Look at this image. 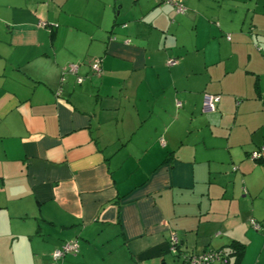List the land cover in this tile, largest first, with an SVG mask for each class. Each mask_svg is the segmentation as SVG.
<instances>
[{
    "label": "crops",
    "instance_id": "1",
    "mask_svg": "<svg viewBox=\"0 0 264 264\" xmlns=\"http://www.w3.org/2000/svg\"><path fill=\"white\" fill-rule=\"evenodd\" d=\"M183 4L0 0V264H264V0Z\"/></svg>",
    "mask_w": 264,
    "mask_h": 264
},
{
    "label": "built area",
    "instance_id": "2",
    "mask_svg": "<svg viewBox=\"0 0 264 264\" xmlns=\"http://www.w3.org/2000/svg\"><path fill=\"white\" fill-rule=\"evenodd\" d=\"M184 0H161L162 3L169 4L174 7L176 13H184L186 8L183 4ZM169 64H173L175 59H169ZM91 70L93 72H99V60L95 59L91 64ZM67 72L75 73L77 71V65H71L66 69ZM83 78L76 75V82L81 83ZM219 101V96L215 94L205 93L203 95L202 110L204 112H211L215 110L216 104ZM177 105H180L177 102ZM249 157L253 160H259L264 158V145L260 146L255 151L251 152ZM255 228H259V224L252 222ZM179 239L175 234L170 237V249L173 254L184 264H213L216 261L223 260L224 256L221 251L208 250L201 254L186 255L180 253L178 249ZM78 252V241L76 239L68 240L64 242L60 247L53 250L51 254V260L47 264H61L60 261L66 254H76Z\"/></svg>",
    "mask_w": 264,
    "mask_h": 264
},
{
    "label": "trees",
    "instance_id": "3",
    "mask_svg": "<svg viewBox=\"0 0 264 264\" xmlns=\"http://www.w3.org/2000/svg\"><path fill=\"white\" fill-rule=\"evenodd\" d=\"M259 224V228H261L262 226H264V225H262V224H260V223H258ZM178 249L180 250V248H179V246H178ZM242 250H243V245L241 244V243H239V242H232L230 245H229V249H228V256H230V255H233L234 257H238L240 254H241V252H242ZM214 251H221V250H214ZM180 253H184V254H186V255H195V254H188V253H185V252H183V251H179ZM222 252V255L224 256V258H223V260H220V262H222V263H224V264H227L228 263V257H227V255H225L224 253H223V251H221ZM173 254V253H172ZM174 256H176V254H173ZM182 262V261H181ZM216 262H218V261H216ZM182 264H184L183 262H182Z\"/></svg>",
    "mask_w": 264,
    "mask_h": 264
}]
</instances>
